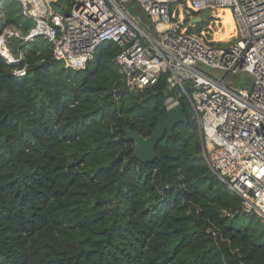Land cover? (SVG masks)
<instances>
[{"label":"trees","instance_id":"obj_1","mask_svg":"<svg viewBox=\"0 0 264 264\" xmlns=\"http://www.w3.org/2000/svg\"><path fill=\"white\" fill-rule=\"evenodd\" d=\"M49 2L61 15L74 5ZM33 27L15 0H0V36L18 32L5 47L21 57L10 66L0 56V264H264L262 218L209 170L189 100L167 75L129 92L117 45L75 71L47 40L24 42ZM167 97L188 122L140 162L123 129L150 136Z\"/></svg>","mask_w":264,"mask_h":264},{"label":"built area","instance_id":"obj_2","mask_svg":"<svg viewBox=\"0 0 264 264\" xmlns=\"http://www.w3.org/2000/svg\"><path fill=\"white\" fill-rule=\"evenodd\" d=\"M15 1L21 16L34 22L24 42L47 40L65 68L84 70L95 49L111 42L120 48L114 63L129 92L152 87L166 74L167 88L189 100L209 170L243 200L244 214L264 222V0H74L67 15L55 13L49 0ZM135 6L147 26L130 14ZM206 10L211 18L198 32L190 20ZM218 11L232 17V44L210 34L212 26L222 27L213 15ZM18 35L7 29L0 36V56L10 66L21 57L9 54L5 38ZM25 74V68L12 71L18 78ZM240 74L250 77L249 91L228 84ZM176 105L167 97L164 110Z\"/></svg>","mask_w":264,"mask_h":264},{"label":"water","instance_id":"obj_3","mask_svg":"<svg viewBox=\"0 0 264 264\" xmlns=\"http://www.w3.org/2000/svg\"><path fill=\"white\" fill-rule=\"evenodd\" d=\"M211 11L206 10L190 20V25L203 23L211 18ZM188 119L183 107L176 105L167 109L156 120L154 130L148 137H142L139 132L123 129L125 140L133 142L134 157L140 162L150 163L157 160L155 148L165 136L171 137L173 129L178 125L187 124Z\"/></svg>","mask_w":264,"mask_h":264},{"label":"rangeland","instance_id":"obj_4","mask_svg":"<svg viewBox=\"0 0 264 264\" xmlns=\"http://www.w3.org/2000/svg\"><path fill=\"white\" fill-rule=\"evenodd\" d=\"M129 12H130V14L132 16L138 17L140 19V24L142 26H147L149 24V20H148L147 16L142 12V10L138 6H135L134 10L129 9ZM221 22H222V18H221ZM233 26L235 28V25H233ZM219 29H221V27L220 28H218V27L215 28V27L212 26V33L210 32V34L215 39H216V37L214 36V34H216ZM234 33H235V37H234ZM235 41H236V29H234L233 34H231L229 37H227L226 40L223 43L226 44V45H229V44L234 43ZM208 71H211V70H208ZM228 84L232 88H240V89H243V90H246V91H249L250 88H251L250 77L248 75H246V74H240L238 76L229 77L228 78Z\"/></svg>","mask_w":264,"mask_h":264},{"label":"bare ground","instance_id":"obj_5","mask_svg":"<svg viewBox=\"0 0 264 264\" xmlns=\"http://www.w3.org/2000/svg\"><path fill=\"white\" fill-rule=\"evenodd\" d=\"M213 15L214 16H220L222 18V22H221L222 27H221V29H219L217 31V33L215 34V37H216V40L224 42L227 37H229L231 34H233L234 29H235L233 26L234 23H233L232 17L228 11L214 12ZM234 37H235V33H234Z\"/></svg>","mask_w":264,"mask_h":264}]
</instances>
